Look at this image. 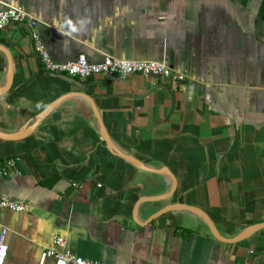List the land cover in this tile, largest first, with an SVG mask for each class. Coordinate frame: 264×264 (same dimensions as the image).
Listing matches in <instances>:
<instances>
[{"label": "crops", "instance_id": "1", "mask_svg": "<svg viewBox=\"0 0 264 264\" xmlns=\"http://www.w3.org/2000/svg\"><path fill=\"white\" fill-rule=\"evenodd\" d=\"M40 24L53 61L106 56L155 61L186 74L171 78L48 74L25 28L0 32L14 79L0 96V132L11 135L59 101L34 131L0 139V209L5 264H40L55 236L73 254L103 264H264V229L242 242L217 240L264 224V0H0ZM8 59L0 51V88ZM116 148L177 180L135 168L112 153L93 106ZM45 264H56L49 259Z\"/></svg>", "mask_w": 264, "mask_h": 264}, {"label": "built area", "instance_id": "2", "mask_svg": "<svg viewBox=\"0 0 264 264\" xmlns=\"http://www.w3.org/2000/svg\"><path fill=\"white\" fill-rule=\"evenodd\" d=\"M39 24L34 17L22 9L0 2V32L10 26L25 28L31 40L34 42V50L40 56L44 69L48 74L83 79L98 75L127 77L134 74H139L144 77L171 78L175 82H182L186 79V74L175 72L167 65L155 61L138 62L106 56L103 62L94 64L90 63L84 56H81L76 61L57 63L52 60L39 38L37 32ZM13 167H16V161H7L6 167L0 174L3 176L8 175ZM25 208V204L21 202L0 200V209L23 212ZM6 236L7 230L4 229L0 233V264H5L9 252ZM49 259H53L56 264H103L98 261L86 260L73 254L67 249L66 240L61 236H55L51 246L43 250L40 264H45Z\"/></svg>", "mask_w": 264, "mask_h": 264}, {"label": "water", "instance_id": "3", "mask_svg": "<svg viewBox=\"0 0 264 264\" xmlns=\"http://www.w3.org/2000/svg\"><path fill=\"white\" fill-rule=\"evenodd\" d=\"M0 51L3 52L8 59V76H7L6 84L2 88H0V96H1V95L6 94L7 92H9V90L11 89V87L13 85L14 65H13L12 56H11L9 50H7L3 46H0ZM90 102L93 106L95 115H96L97 120L99 122L101 136L104 139L107 148L112 153H114L118 157H121L122 159H124L126 162H128L129 164H131L135 168L144 170V171L149 172V173L167 176L171 180V189L168 193H166L162 196H158V197H145V198L140 199L136 208H135V214H137L138 207L141 204L161 202V201H165V200H168L169 198H171L174 195L176 188H177V180L171 174V172L166 168H162V169L150 168L148 166H145L143 163H141L136 158L131 157V156H127V155L123 154L122 152H120L116 148V146L112 143L111 139L109 138V136L105 130L104 124L101 120L100 113L97 110L95 104L92 102V100H90ZM58 103H59V101L56 102L55 104L51 105L49 108H47L43 113H41L39 116H37L35 118L34 122L30 126L21 130L19 133L7 135V134H3L0 132V139L10 141V140H20V139L24 138L26 135H28L34 131V129L44 120V117H46ZM179 210H186V211H190V212L198 214L208 224V226H209L212 234L214 235V237L217 240H219L220 242H223L226 244H235V243L242 242L245 239L252 236L253 234H255L256 232L264 229V224L256 225V226L249 228L248 230H246L245 232H243L241 235H239L236 238L226 239V238L221 236V234L217 230L216 226L214 225V223L212 222L210 217L203 210H201L199 208L183 205V204L169 205V206L159 210L150 218V220L148 221V224H150L154 220L160 219L161 217L165 216L166 214H168L170 212L179 211Z\"/></svg>", "mask_w": 264, "mask_h": 264}]
</instances>
